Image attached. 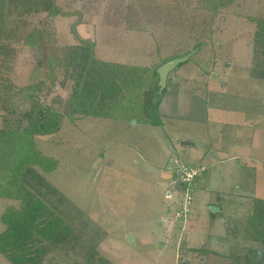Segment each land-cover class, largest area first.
I'll return each instance as SVG.
<instances>
[{
  "label": "rangeland",
  "instance_id": "374dc122",
  "mask_svg": "<svg viewBox=\"0 0 264 264\" xmlns=\"http://www.w3.org/2000/svg\"><path fill=\"white\" fill-rule=\"evenodd\" d=\"M202 1H59L72 14L58 17L59 31L42 45L62 46L75 31L94 40L101 60L118 65L126 97L99 117L64 118L58 133L36 137L41 152L59 161L41 173L77 240L48 254L47 264L82 263L81 241L112 264H242L243 244L230 227L254 198L264 199V80L253 53V18L264 17V0H234L214 16ZM13 45L0 56V128L16 126L31 107L22 92L35 52ZM188 54L169 76L159 106L163 126L128 120L120 104L139 107L131 102L147 93L155 65ZM59 84L44 98L65 112L71 81ZM180 162L208 167L186 222L171 220L182 195L169 182ZM11 206L19 201L0 197V233ZM0 264L12 263L0 254Z\"/></svg>",
  "mask_w": 264,
  "mask_h": 264
},
{
  "label": "trees",
  "instance_id": "16d2710c",
  "mask_svg": "<svg viewBox=\"0 0 264 264\" xmlns=\"http://www.w3.org/2000/svg\"><path fill=\"white\" fill-rule=\"evenodd\" d=\"M59 1L0 0V56L14 52L13 44L35 52L29 84L26 90H21L31 101V107L21 115L16 126L11 124L0 128V197L19 201L18 207L11 206L1 215L5 230L0 233V254L12 264H47L48 254L77 242L73 233L75 228L50 200L56 189L50 187L41 173L55 171L59 161L41 152L36 137L58 133L64 118L74 119L77 115L99 117L108 106H119L115 102L126 92L118 82V65L101 60L94 40L75 31V39L62 46H58L57 41L50 49L42 45L43 39L52 41L59 31L58 17L72 14ZM233 4L234 0L202 1L203 8L211 11L213 16ZM253 21L256 24L254 64L264 80V17L253 18ZM173 58L155 65L156 80L149 82L146 94L140 91L139 101L131 102L138 108L127 106L128 103L120 104L121 110L126 108L128 120L138 117L143 123L163 126L159 106L167 87L160 91L157 69ZM58 72L65 74L62 80ZM67 80L71 81V92L68 108L62 112L49 105L45 98L53 86ZM131 111L136 113L131 114ZM205 176L206 171L195 180L193 195L204 183ZM235 225L230 227V234L243 244L242 264H264V199L254 198L250 210ZM236 228L237 233L233 231ZM248 241L257 242L260 248H252ZM78 246L84 253L80 264H112L99 256L94 246L87 250L89 245L82 244V241Z\"/></svg>",
  "mask_w": 264,
  "mask_h": 264
},
{
  "label": "built area",
  "instance_id": "2783aa9c",
  "mask_svg": "<svg viewBox=\"0 0 264 264\" xmlns=\"http://www.w3.org/2000/svg\"><path fill=\"white\" fill-rule=\"evenodd\" d=\"M207 170L204 164H188L180 162L177 164L171 175L169 187L174 191L178 190L182 198L178 201L180 205L177 206L172 221L186 222L192 212L194 195L192 188L195 185V180L200 177Z\"/></svg>",
  "mask_w": 264,
  "mask_h": 264
},
{
  "label": "water",
  "instance_id": "95a60500",
  "mask_svg": "<svg viewBox=\"0 0 264 264\" xmlns=\"http://www.w3.org/2000/svg\"><path fill=\"white\" fill-rule=\"evenodd\" d=\"M190 57H191V54H188L183 57H176V58H173L171 60L164 62L162 65L158 67L157 73L159 75L160 91H162L166 87L168 76L173 71V69L177 67L179 64L187 61ZM182 144H186V142H182ZM214 208L212 207V211H217L216 209L217 207H214ZM133 239H134V235L129 234L127 237L128 242L133 243L134 241Z\"/></svg>",
  "mask_w": 264,
  "mask_h": 264
},
{
  "label": "crops",
  "instance_id": "0c3cea01",
  "mask_svg": "<svg viewBox=\"0 0 264 264\" xmlns=\"http://www.w3.org/2000/svg\"><path fill=\"white\" fill-rule=\"evenodd\" d=\"M169 76H170V74H169ZM169 76H168V81H167V85H168V83H169ZM167 85H166V87H167ZM164 124V123H163ZM208 168V167H207ZM171 170V169H170ZM208 171V170H207ZM206 177H207V172H206V176H205V179H206Z\"/></svg>",
  "mask_w": 264,
  "mask_h": 264
}]
</instances>
